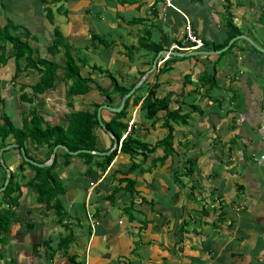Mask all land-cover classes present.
<instances>
[{
    "label": "crops",
    "instance_id": "1",
    "mask_svg": "<svg viewBox=\"0 0 264 264\" xmlns=\"http://www.w3.org/2000/svg\"><path fill=\"white\" fill-rule=\"evenodd\" d=\"M93 1L96 6L104 7L100 24L108 27L109 33L119 28L113 32L112 38L116 40L110 50L116 59L106 54V59L113 62L114 72L116 66H121L127 73L135 64L136 73L130 72L128 78L136 76L137 71H144L143 79H148L149 84L154 79L159 82L155 88L157 93H171L172 106L176 105V98H189L193 94L196 99L199 93L196 104L200 112L190 113L185 123H172L175 155L167 157L161 165L156 162L150 170L129 173L136 181L131 203L129 193L122 189L113 193L111 201L102 197L113 186L124 184L116 181L120 174L110 165L103 173L96 169V173L84 174L85 168L75 171L83 180L78 190L79 199L76 193L74 199L62 205L65 210L73 209V217H84V210H88L93 221L86 219L89 231L84 226L81 233H75L74 238L82 241L81 247L75 243L73 251H67L74 254L76 261V250L80 248L83 260L78 264H264V159L259 163L253 160L264 155V52L256 48H264V35L252 36L255 30L264 29V0H227L228 4L224 0H169V6H165L163 0H157L154 5V0L130 4H120L117 0ZM109 1H115L116 8L111 17H105ZM151 6L156 11L155 16L150 14ZM130 10L138 14L124 13ZM227 13L240 34L252 43L236 39L234 46L220 57L218 54L181 55L184 57L170 63V69L154 77L152 69L156 67L157 72L162 62L158 59L161 50H171L174 39L185 40L186 26L200 43L224 42L229 36L225 24ZM133 18H152L155 22L150 29V39L160 41L162 47L155 56L144 50L134 51L130 58L125 55L123 44H133L132 38H137V32L144 27L141 23L128 24ZM72 19L68 29L76 30L82 24L79 19ZM177 48L181 53L194 50ZM169 55L179 56L170 53L166 57ZM212 67L213 85L207 90L208 83L199 87L207 80L203 71H210ZM129 79L124 83L128 84ZM106 81L108 84L109 79ZM194 89L198 91L193 93ZM102 117H106L105 112ZM141 122L147 121L133 118L130 126ZM164 132V128L156 133L151 128H135L133 134L152 142ZM100 134L103 145L98 146L107 149L112 144L111 136L107 132ZM5 153V166L14 170L18 154L16 151ZM160 154L161 149L157 148L152 156ZM36 156L44 158L45 153ZM185 159L191 162L192 173L175 182L174 172L178 168L183 171ZM71 161L69 158L67 165L60 163L56 170L62 183L68 179L70 167L81 164L76 157ZM127 161V156L117 153L110 164L114 162V167L121 169ZM104 178L105 183H102ZM140 198L149 200L151 207L140 203ZM19 202L12 207V214L21 218L24 207L21 209ZM35 204L43 207L36 202L33 206ZM35 222L44 225L40 218ZM14 224L6 233L18 232ZM31 225L28 231L37 233L39 224L35 230ZM60 251L54 250L49 257L50 252L43 249L42 260L49 262L56 252L65 256Z\"/></svg>",
    "mask_w": 264,
    "mask_h": 264
},
{
    "label": "trees",
    "instance_id": "2",
    "mask_svg": "<svg viewBox=\"0 0 264 264\" xmlns=\"http://www.w3.org/2000/svg\"><path fill=\"white\" fill-rule=\"evenodd\" d=\"M42 5V10L45 16L51 21L53 17L51 6L47 5V0H38ZM53 3H58L60 0H51ZM118 3H134L138 0H117ZM227 4V0H224ZM157 2L154 0L153 5ZM152 5V6H153ZM149 7L150 14L155 16L156 11ZM228 5H225L227 9ZM55 11H60V13L66 14L67 10H63L61 5L55 6ZM264 13V8H263ZM226 26L229 30V36L224 42L219 44L207 43L206 41L201 42V46L197 49L203 50H217L222 48L228 41L229 37L240 34L239 30L231 23L230 14L227 13ZM147 23V21H149ZM141 23L144 27L140 30L142 35L136 38V43L131 45H124L125 55L129 58L135 51L144 50L145 52L152 53L153 56L162 49L160 41H153L150 39V29L155 25L152 18H133L128 24ZM53 38L51 39V44L46 48L49 52L57 51V47H62V57L63 63L60 66L61 75L60 80L66 82L67 88L65 89V95L69 98L76 95H86L89 92L95 91L96 93L103 95L105 100L91 101L94 108L89 110L88 108H79L68 113L66 117L65 124L59 123H49L43 118L42 114L38 112L34 107H30L27 110L21 109L22 115L20 116L19 124L15 125L5 112L0 113V148L11 143L15 146L11 148L4 149L2 152H7L10 149H14L19 156V160L14 170L9 171V178L6 186L2 191H0V205L5 204L3 210L0 211V259L3 257V241L4 234L10 230L13 222H21L22 219L18 216L12 214V207L18 205V199L21 196L20 187H29L34 192V200L37 204H43V208L52 209V212L56 216L55 222L62 226L67 232L63 235H59L57 240L54 242L53 246L50 245V238L42 240L40 243L33 242L31 244L32 250L41 245H46L52 252L54 250H61L63 255L72 264H78L75 261V256L73 253H69L67 250L69 248V243L73 240V230L70 227L68 219H74L75 225L80 224V216H70L68 212L64 209L59 195L64 192V186L58 178L56 173L58 158H61V164L67 165L69 163L70 157H76L81 161V163L87 165L83 171L84 174L96 173V169L103 173L106 168L110 165L115 173H119V178L116 179L118 183H124L122 187L113 186L109 193L102 194V197L106 200H112V195L115 191L122 189L129 193L130 203L132 202L134 194V185L136 181L130 178L129 173L134 170L138 172H143L150 170L155 167L156 162L161 165L167 157L175 155L176 151L172 147L173 138V126L172 123H185L187 117L192 112H200L198 105L194 102L185 104V98H176V105H171V93L159 94L156 92L155 88L158 86L157 80H153L150 84L147 79L142 80V84L146 83L148 85L147 90L142 95L132 96L133 92L126 97L123 103V107L118 112H111L104 108H101L97 117V108L102 104L112 106L111 101L113 100V95L118 97L117 103L113 106L119 104L120 98L137 82V80L143 75L144 71H137V75L129 79L127 76L124 77L122 74H117L119 77V83L114 78V73L102 69L98 65L91 64L90 68L93 70H98L99 72H107V77L109 79V85L102 86L99 83H95L93 86L90 85L91 82H95L91 76V72L83 75L81 73V68L86 65V58L80 57L73 51L72 45L67 41L65 36L62 35L61 31L54 27L52 30ZM29 35V31L26 27L21 24L14 23L12 21H7L6 24L0 28V67L6 63L10 58L13 60L14 72L17 74L21 70L30 69L37 74V78L33 80L30 84H20V93L18 95L22 102L31 103L33 96L41 94L42 92L52 89L55 86V71L59 67L58 64L52 59H46L38 54L33 55L34 48L31 47L30 43L26 39ZM23 37V39H22ZM33 38V34L30 35ZM90 40V42L88 41ZM173 39V38H172ZM174 44L177 47H189L194 45V43L186 41L183 42V38L174 39ZM234 40L228 47L218 53L217 56H221L226 51L230 50L235 42ZM87 42V43H86ZM82 46L84 49L88 47L89 44L92 49L97 47H103L105 50L111 49L115 45V40H108L104 36H98L97 33L88 31L87 41ZM7 44L10 45V52L6 53L5 49ZM86 44V45H85ZM101 47V48H102ZM174 50V49H173ZM174 51H177L175 49ZM78 52V51H77ZM184 56L169 55L165 59L161 55L158 59L162 60L159 65L157 72H155L156 67L152 69V74L154 77L158 73H163L170 69V63L177 59L183 58ZM13 72V76H14ZM205 75V80L199 87L203 84L208 83L209 89L214 83V73L213 67L210 71H203ZM158 77V76H157ZM14 78V77H11ZM10 78V79H11ZM156 78V77H155ZM129 79V83L124 82ZM12 81V80H10ZM111 83V84H110ZM29 87L30 93L22 91L23 88ZM198 90L194 89L193 93ZM181 93V92H180ZM179 94V93H178ZM133 99H130V98ZM0 101H3L0 98ZM139 102V108L142 110V117L147 122L133 123L127 129V106L131 103ZM71 105V102H68ZM106 114L105 118H102V122L99 116L102 113ZM160 122L158 127L155 126L156 122ZM97 126L102 127V129L111 136V146L115 142V146L110 150V146L107 149H103L98 146L97 135L94 132V128ZM135 128H143L148 130L152 129L153 133L160 131L162 128L165 129L163 135L155 139L152 142L143 141L138 138L137 135L133 134ZM27 144L33 147H45V157L39 158L35 155H31L28 151ZM56 144L64 145L68 150L75 151L78 149L97 151L98 153H91L80 151L75 154L66 152L63 148H57L52 161L42 167L32 165L29 162L23 160L20 155V148H22L24 154L36 162H44L49 158L51 149ZM157 148L161 149L162 154L159 156H152ZM109 151L108 153H102ZM1 152V153H2ZM117 153L128 157V164L121 169L114 167V162L111 161L117 155ZM43 154V153H42ZM138 157V158H137ZM137 158V160H136ZM3 162V161H2ZM180 162V160H179ZM178 162V163H179ZM4 163V162H3ZM183 171L178 168L174 172V181L179 182L181 176H189L192 170L189 168L190 161L185 159L183 162ZM145 164V168L142 165ZM5 165V164H4ZM27 168V169H25ZM25 169V173L23 170ZM0 186L5 178V170L0 163ZM105 183V178L102 181ZM100 182V184H102ZM95 189V187L93 188ZM140 203H146L151 207V202L144 198H140ZM129 207V206H125ZM202 211V210H201ZM203 212V211H202ZM97 215V214H96ZM68 219H67V218ZM23 222V221H22ZM25 227L30 228V222H24ZM87 231H89V226H87Z\"/></svg>",
    "mask_w": 264,
    "mask_h": 264
},
{
    "label": "rangeland",
    "instance_id": "3",
    "mask_svg": "<svg viewBox=\"0 0 264 264\" xmlns=\"http://www.w3.org/2000/svg\"><path fill=\"white\" fill-rule=\"evenodd\" d=\"M47 5L51 6L53 17L50 21L44 14V11L42 10V5L39 3L38 0H0V28L4 24L7 23V21L12 22H18L21 25L27 26V29L29 31V35L27 36V40L30 43L31 47L34 48L33 55L38 54L40 56L45 57L46 59H52L58 64V68L55 71V86L52 89H48L41 94H38L36 96H33L31 103L22 102L18 95L21 90L20 84H30L33 82L34 79L37 78V74L30 70H21L20 73L17 74L14 71V64L12 58L8 59L4 65L0 67V98H2L3 101H0V113L5 112L7 115L10 116L13 123L15 125L19 124L20 116L22 115L21 109L27 110L30 107H34L38 112H40L43 116V118L46 120V122L49 123H59V124H65L66 117L69 112L79 109V108H88L89 110H92L94 108L91 101H100L105 100L104 96L96 93L95 91L89 92L86 95H76L67 97L65 95V89L67 88V84L69 81H62L59 79L61 75V68L60 66L63 63V57H62V47L58 46L57 51L49 52L47 50V46L51 44V39L53 38L52 30L54 27H57L63 36L67 39V41L72 45L73 51L77 53L80 57L86 58V65H84L81 68V73L83 75L87 74L88 72H91V76L94 79L95 82H91L90 85L93 86L95 83H99L102 86L107 85V72H99L98 70H92L90 68L91 64L98 65L102 69H106L109 72L116 73L114 75L115 80L119 83V78L117 77L118 74H122L124 77H128L131 72L132 75H135V64L132 68V71L130 69L127 70V73L122 71L123 68L121 66H116V72L112 69L111 63L112 60L106 59V54L108 56H111L112 59H116L111 55V49L105 50L102 46L97 47L96 49H92L88 45L87 48H83L84 43L87 41V34L88 31H92L94 33H97L98 36H104L108 40L114 39L112 38L113 32L116 33L119 28H116L113 32L109 33V28L105 27L100 24V15L102 11L104 10V7H98L95 5V2L93 0H60L57 4L53 3L51 0H47ZM110 5L106 6V12L105 17H111L113 14V10H115V1H109ZM61 5L63 10H68L66 14L60 13V11H55V6ZM117 5V3H116ZM112 9V10H111ZM121 14V12H119ZM125 14H138V12H134L133 10L124 12ZM123 13V14H124ZM71 17L75 20L79 19L81 22L80 27L75 29H68V24L71 20ZM72 19V20H74ZM219 19H221V16H219ZM69 20V21H68ZM222 20H219V22ZM75 22V21H74ZM86 29V30H85ZM74 33H73V32ZM77 32V33H76ZM79 32V33H78ZM33 34V38L30 37V35ZM115 35V34H114ZM135 35V34H134ZM136 35H142V31L137 32ZM264 35V29H257L255 32H252V36H262ZM136 36H134L133 44L134 46L136 43ZM23 39V37H22ZM261 39V38H259ZM116 40V39H114ZM229 40V39H228ZM90 42V40L88 39ZM135 42V43H134ZM228 42V41H227ZM87 43V42H86ZM91 43V42H90ZM132 43H130L131 45ZM86 45V44H85ZM10 45L7 44V48L5 49V52H10ZM114 48V47H113ZM78 51V52H77ZM135 51V50H133ZM190 58V57H188ZM151 68V66H150ZM14 72V76H13ZM106 73V75H105ZM14 77V78H11ZM153 77V76H152ZM11 78V79H10ZM12 80V81H10ZM148 81V79H147ZM105 84V85H104ZM111 84V83H110ZM110 86V85H109ZM146 83H140L134 90L132 96L142 95L146 92ZM110 88V87H109ZM22 91L30 93V88L25 87L22 89ZM199 93L193 98L192 96L185 97V104H188L190 102L198 103L199 102ZM130 99H133L132 97ZM118 100V97L116 95H113V100L111 101V104H116ZM71 102V105L68 104V102ZM120 101V100H119ZM112 105V106H113ZM199 108V107H198ZM104 114V113H103ZM127 117H129V120L127 121V126L129 127L132 123L133 118L136 120H139V118H142V110L139 108V102L136 104L131 102L127 106ZM102 116H99V119L102 122ZM145 120V119H144ZM102 127L97 126L94 128V132L97 135V141L99 146L103 145V138L100 132L105 133L104 130L101 129ZM129 130V128L126 129V133ZM110 150L112 149L113 145H110ZM11 148V147H10ZM28 151L31 155H39L44 153L45 147L39 146V147H33L31 145L27 144ZM45 148V149H44ZM9 152H14V149L8 150ZM1 158L4 160V163L6 165V153L0 152V161ZM40 158H42L40 156ZM71 162H73V157H70ZM79 160V159H78ZM80 161V160H79ZM61 163V158H58L57 166H59ZM87 165L81 163L77 167H73L68 170L69 177L68 179L64 180V183L62 185L65 188V192H63L62 195H59L58 197L61 200V203L65 206L68 201L71 199H74L77 193L78 199L80 194L78 193L79 188L82 186V179H80L79 174L75 173V171H79V169L85 168ZM27 169V168H25ZM25 169L23 172L25 173ZM62 169V168H60ZM58 170V167L56 168ZM1 173V170H0ZM19 204L22 207V211L20 212V217L22 221L20 223L15 222L13 226L14 229H16V226L18 227V232H9L5 233V240L3 241V257L0 259V264H39L40 262H43L45 264H72L70 263L65 256H60L59 252H56V255L53 256L54 258L51 259L49 262H45L42 260V250L46 249V252H51V250L46 247V245H40L37 247V254L34 250H32L31 244L33 242L40 243L42 240H45L47 238H50V245L53 246L54 242L57 240L59 235H63L67 232V230H64L62 226L58 225L55 222L56 216L52 212V209H45L40 205L33 206L34 204V192L31 188L22 186L21 187V196L18 199ZM35 208L34 211H32V207ZM5 204H1L0 208H4ZM26 207H29L27 210ZM31 211V212H30ZM68 214L70 216L73 215L74 211L73 209H66ZM85 214L84 217L80 216V225H75L74 219H68L70 224V227L73 230V238L75 236V233H81V231L84 229V226L87 227V221H89V215L90 212L88 210H84ZM24 212H27L24 213ZM32 212H34L32 214ZM113 212V209H112ZM82 215V214H81ZM73 217V216H72ZM36 218H40L41 221H44V225L38 222H35ZM32 219V220H31ZM93 218H91L92 220ZM34 225L33 230H35L36 225L39 224V230H37V233L35 232H29L28 229L32 228V225L30 228H27L24 226V222H30ZM92 222V221H91ZM30 233V234H29ZM76 239V240H75ZM82 241H78V239L75 237L74 241H71L69 244L68 251H73V244L75 243H81ZM81 247V245L79 244ZM76 250V261L82 262L83 260V252H79ZM61 252V251H60ZM51 254V253H50Z\"/></svg>",
    "mask_w": 264,
    "mask_h": 264
},
{
    "label": "water",
    "instance_id": "4",
    "mask_svg": "<svg viewBox=\"0 0 264 264\" xmlns=\"http://www.w3.org/2000/svg\"><path fill=\"white\" fill-rule=\"evenodd\" d=\"M240 38L245 39L246 41L252 43L251 40L247 36H245L243 34H238V35H235V36L231 37L228 40V42L226 43V45H224L222 48L217 49V50H192V51H188V52H184V53L173 52V51H169V50H161V53H172V54H176V55H179V56L186 55V54H194V53H196V54L198 53V54H210V55H213V54H218L221 51L225 50L228 47V45H230L234 40L240 39ZM256 48L258 50L264 52V48H259V47H256ZM159 54H157V56ZM156 59L154 60L152 67H154ZM143 78H144V76H141L137 80V82L120 98L119 104L116 107L115 106H108L106 104H102V105L98 106V108H97V117H98L99 110L101 108H104V109H106L108 111H111V112H118L123 107V103H124V100L126 99V97H128L135 90V88L142 82ZM13 146H15L14 143H11L9 145L3 146V147L0 148V152H2L4 149H7V148H10V147H13ZM114 146H115V142L113 144V147ZM57 148H63L66 152L71 153V154H75V153L80 152V151L98 153L97 151H90V150H84V149H78V150H75V151H70L64 145L56 144L55 146L52 147L50 155H49V158L46 161H44V162H36V161H34L32 159H29L24 154L22 148H20V155L23 158V160L29 162L30 164L42 167L44 165L49 164L52 161V159L54 157V154H55V151H56ZM108 152L109 151H105V152H102V153H108ZM0 163H1V165L3 166V168L5 170V178L3 180L2 185L0 186V191H2L4 189V187L6 186L7 182H8L10 169L7 168L2 161H0Z\"/></svg>",
    "mask_w": 264,
    "mask_h": 264
},
{
    "label": "built area",
    "instance_id": "5",
    "mask_svg": "<svg viewBox=\"0 0 264 264\" xmlns=\"http://www.w3.org/2000/svg\"><path fill=\"white\" fill-rule=\"evenodd\" d=\"M163 1H164L165 6H169L170 5L169 0H163ZM184 34H185L184 35L185 36V40L183 39L184 42L189 41V42L194 43V45L187 47L188 49H190V48L191 49H195V48H197V47H199L201 45L200 41L196 37H194L192 32L189 30V27L186 26ZM174 48H177V46L175 44L172 46V49H174ZM183 49H186V47L183 48ZM262 159H264V155H260V156H258V158H253L255 163H259V161L262 160ZM91 218H92V215L90 214L89 215V222L90 223H91V221H93V220H91Z\"/></svg>",
    "mask_w": 264,
    "mask_h": 264
},
{
    "label": "clouds",
    "instance_id": "6",
    "mask_svg": "<svg viewBox=\"0 0 264 264\" xmlns=\"http://www.w3.org/2000/svg\"><path fill=\"white\" fill-rule=\"evenodd\" d=\"M200 46H201V45H200ZM200 46H199V47H200ZM199 47H197V48H199ZM183 48H184V47H183ZM197 48H196V49H197ZM174 49H177V51H175V52H179V51H181V50H178V48H174ZM171 50H173V49H171ZM171 50L169 49V51H171ZM194 50H195V49H194ZM168 54H170V53H166L165 55L167 56ZM165 55L162 53L163 59L166 58ZM164 56H165V57H164ZM163 59H162V60H163ZM162 60H161V61H162Z\"/></svg>",
    "mask_w": 264,
    "mask_h": 264
}]
</instances>
